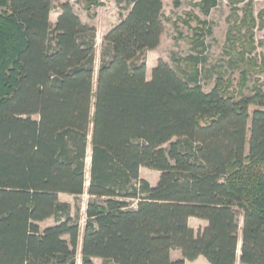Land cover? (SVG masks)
I'll use <instances>...</instances> for the list:
<instances>
[{"label":"trees","instance_id":"trees-1","mask_svg":"<svg viewBox=\"0 0 264 264\" xmlns=\"http://www.w3.org/2000/svg\"><path fill=\"white\" fill-rule=\"evenodd\" d=\"M120 1L127 13L103 38L96 71L97 31L70 3L53 25V0H0V264H264L254 81L264 68L253 41L237 51L229 38L236 90L219 73L205 92L212 28L197 19L186 78L160 61L148 81L142 57L160 46L163 0ZM205 4L209 15L217 2ZM142 168L160 174L156 186ZM61 195L89 197L83 231L82 207L73 214ZM193 218L208 226L196 232Z\"/></svg>","mask_w":264,"mask_h":264},{"label":"rangeland","instance_id":"rangeland-1","mask_svg":"<svg viewBox=\"0 0 264 264\" xmlns=\"http://www.w3.org/2000/svg\"><path fill=\"white\" fill-rule=\"evenodd\" d=\"M210 1H216L217 5L210 9L209 15H206L204 11L206 8L205 0H163L165 31L160 46L154 51L146 52L142 57L147 64L148 81L151 80L152 71L160 61L169 64L180 77L186 78L183 60L194 53L190 40L193 39L192 29L198 26L197 19L201 22H208L212 28V36L206 39L208 61L201 80L205 92H210L215 87L219 73H224L226 80L231 77L233 81L231 90H236L240 79V70L229 65V57L226 55L228 50L232 52L231 49H228L231 36H235V39H231V41L236 40L237 51H240V44L243 41L252 40L254 43L252 46L255 49L252 57H255L259 66L264 68V0ZM64 3H70L83 23L96 29V71H98L103 38L119 23L121 16L126 15L128 5L120 0H53L51 15L53 25L56 24L59 6ZM189 14H192L191 17L188 16ZM246 21H250V25L246 26ZM234 54L235 52H232V55ZM254 78V81L259 80L257 85L264 93V72L258 73ZM254 81L249 80L247 82L244 90L245 95H251ZM257 109L259 108L251 107L250 113L252 114ZM140 177L152 186H156L160 174L142 168ZM59 198L61 202L69 203L72 206L73 214H75L76 204L82 207L80 226L83 231L85 207L89 197L87 195L82 196L78 201L67 195H61ZM197 224L195 220L190 221V226L196 228V232ZM53 225L54 220L51 219L42 223L41 228L45 229ZM181 258L180 251H173L172 260L174 262H179ZM94 262L95 264H104L102 260H95ZM78 264H80L79 261Z\"/></svg>","mask_w":264,"mask_h":264},{"label":"crops","instance_id":"crops-1","mask_svg":"<svg viewBox=\"0 0 264 264\" xmlns=\"http://www.w3.org/2000/svg\"><path fill=\"white\" fill-rule=\"evenodd\" d=\"M58 18H59V12H58V14H57V17H56V22H57V20H58ZM191 220H195V221H197V225H198V228H197V232L201 229V230H204L207 226H208V223L206 222V221H202V220H198V219H191ZM190 220V221H191ZM191 228H193V227H191ZM194 230L196 229V228H193ZM173 253V252H172ZM180 253H181V256H182V252L180 251ZM181 260H183V256H182V258H181ZM180 260V261H181ZM185 264H209L208 263V261L206 260V259H204V258H199L198 260H196L195 262H188V261H185Z\"/></svg>","mask_w":264,"mask_h":264}]
</instances>
